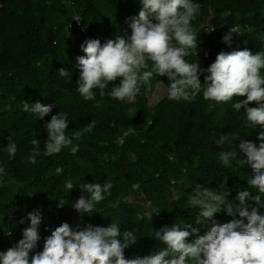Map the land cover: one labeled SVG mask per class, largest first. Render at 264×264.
I'll return each instance as SVG.
<instances>
[{
    "label": "trees",
    "instance_id": "16d2710c",
    "mask_svg": "<svg viewBox=\"0 0 264 264\" xmlns=\"http://www.w3.org/2000/svg\"><path fill=\"white\" fill-rule=\"evenodd\" d=\"M195 2L201 6L192 22L197 52L211 63L220 52L216 36L204 32L207 23L226 32L233 25L240 26V34L233 33L227 52L245 48L264 52V0ZM141 7L139 0H0V165L6 170L0 179V252L22 239L30 224L29 213L42 216L41 240L30 256L43 250L44 240L62 223L74 228L67 214L75 210L73 203L81 195H89L79 187L84 182L112 183L111 195L96 205L98 212L85 217L94 225L117 223L122 231H132L137 242L125 249L127 259L163 247L154 236L164 226L177 223L184 227L195 222L200 210L188 204L195 184L216 191L230 189L228 199L232 200L242 189L255 195L256 190L248 185L251 167L240 168L233 161L231 168H225L219 159L221 148L215 143L234 132H240L241 139L260 143L258 135L264 126L246 129L243 109L237 113L230 103L206 101L202 92L191 102H177L169 100L166 91L151 105L149 97L158 83L162 81L167 89L166 76L154 78L151 91L142 88L132 102L110 96L119 80L110 82L103 96L96 89L94 100H85L78 93L80 71L74 66L78 57L86 55L80 45L86 39H99L103 44L130 34L131 18L138 16ZM75 16L82 26L76 24ZM186 59L199 62V54L194 50ZM61 68L69 75L59 76ZM205 75L200 76L202 83ZM245 98L234 96L233 103ZM37 101L56 107L43 120L22 111L23 102ZM60 111L69 115V133L93 119L96 126L74 141L79 143L75 154L66 148L58 155L38 156L36 164L29 163L31 140L39 139L43 150L47 139L43 124ZM9 137L17 144L11 159L5 151ZM238 158L246 159V155L241 153ZM58 167L63 169L60 174ZM69 182L74 184L71 190L66 187ZM134 184L139 187L134 189ZM146 207L164 220L149 214ZM215 219L223 224L233 217L221 211ZM194 226L203 235L211 225ZM8 232L11 245L2 239Z\"/></svg>",
    "mask_w": 264,
    "mask_h": 264
},
{
    "label": "clouds",
    "instance_id": "9594fccd",
    "mask_svg": "<svg viewBox=\"0 0 264 264\" xmlns=\"http://www.w3.org/2000/svg\"><path fill=\"white\" fill-rule=\"evenodd\" d=\"M139 3L142 7L138 16L131 18L130 34L118 35L103 44L99 39H86L80 45L86 55L77 58L74 68L80 71L77 91L85 100H94L96 89L103 96L110 82L119 80L110 96L121 102H132L142 88L151 91L154 78L166 76L169 100L191 102L202 92L206 101L230 103L237 113L243 109L246 129L264 126V52L253 53L247 48L221 51L207 68L201 67L198 60L186 59L194 50L196 54L198 51L197 32L192 22L200 12V4L195 0H139ZM240 31L239 25L231 26L223 35V42L230 46L233 33L239 35ZM204 73L207 75L202 83L200 76ZM58 74L63 77L69 72L61 68ZM234 96L246 98L233 103ZM250 102H255V106H249ZM54 107L56 104L23 102L22 111L43 120ZM70 123L67 112L52 115L43 124L47 133L43 150L39 139L31 140L29 163L36 164L38 156L58 155L66 148L75 154L79 143L74 141L92 132L97 121L93 119L73 133L68 131ZM258 139L257 145L241 139L240 132H234L215 141L221 148L218 154L225 168H231L233 161L240 168L251 167L253 176L248 185L256 190L255 195L242 189L232 200L228 199L230 189L216 191L195 184L188 197L189 206L200 210L195 222L184 227L174 223L157 230L154 237L163 247L146 256L125 257V249L134 245L137 237L132 231H122L117 223L89 224L78 229L67 222L56 227L44 240L41 252L30 256L41 240L42 216L33 212L29 213L30 224L23 230L22 239L0 252V264H264V131ZM5 151L10 159L16 155L17 144L11 137ZM241 153L246 159L238 158ZM56 172L60 174L63 169L58 167ZM5 174V168L0 165V179ZM66 187L71 190L74 184L69 182ZM79 187L89 195H81L73 203V212L90 216L98 212L96 205L111 195L113 185L110 181L84 182ZM138 187L133 185L134 189ZM221 211L233 219L219 223L215 215ZM209 224L203 235L194 226ZM193 235L196 238L189 241L187 238Z\"/></svg>",
    "mask_w": 264,
    "mask_h": 264
},
{
    "label": "built area",
    "instance_id": "2783aa9c",
    "mask_svg": "<svg viewBox=\"0 0 264 264\" xmlns=\"http://www.w3.org/2000/svg\"><path fill=\"white\" fill-rule=\"evenodd\" d=\"M77 18H79V20H76ZM74 20L76 22V24H78L79 26H82V22L80 20L79 16H75ZM204 32L211 34V35H215L216 36V48L219 52L224 51L227 52L229 45L225 42H223L222 37L225 33H227L226 31H220L219 29H217L216 27L212 26L211 24L207 23L203 26ZM199 52H197L196 55H198ZM163 78V77H160ZM124 141L123 138H120V143H122ZM174 183V181H173ZM151 215L156 216L159 220H164V218L162 216H160V214L157 211L154 212H150ZM75 221H74V228H78V229H83L86 225H94V223L92 222V220L87 219L85 217V215H81L80 213H78L77 211L75 212ZM11 232H8L7 235H10Z\"/></svg>",
    "mask_w": 264,
    "mask_h": 264
},
{
    "label": "rangeland",
    "instance_id": "374dc122",
    "mask_svg": "<svg viewBox=\"0 0 264 264\" xmlns=\"http://www.w3.org/2000/svg\"><path fill=\"white\" fill-rule=\"evenodd\" d=\"M63 22V17L60 19V23ZM199 63L203 66L208 67L211 62L204 57L202 53L199 52ZM166 95V87L162 82L158 83L156 91L149 97V101L151 105L156 104L159 102L164 96ZM134 200V199H133ZM147 210H149L150 213V208L146 207ZM68 220H70L72 223L75 221V216L73 214H68L67 215ZM2 239L4 243L11 245L12 244V237L10 235H3Z\"/></svg>",
    "mask_w": 264,
    "mask_h": 264
},
{
    "label": "crops",
    "instance_id": "0c3cea01",
    "mask_svg": "<svg viewBox=\"0 0 264 264\" xmlns=\"http://www.w3.org/2000/svg\"><path fill=\"white\" fill-rule=\"evenodd\" d=\"M68 214H69V215H70V214H73V215L75 216V212H73V211L69 212ZM68 214H67V215H68Z\"/></svg>",
    "mask_w": 264,
    "mask_h": 264
}]
</instances>
